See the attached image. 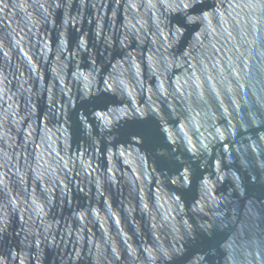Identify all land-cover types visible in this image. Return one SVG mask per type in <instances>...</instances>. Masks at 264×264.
<instances>
[{"label":"clouds","instance_id":"1","mask_svg":"<svg viewBox=\"0 0 264 264\" xmlns=\"http://www.w3.org/2000/svg\"><path fill=\"white\" fill-rule=\"evenodd\" d=\"M75 2L0 0V264H264V0Z\"/></svg>","mask_w":264,"mask_h":264},{"label":"water","instance_id":"2","mask_svg":"<svg viewBox=\"0 0 264 264\" xmlns=\"http://www.w3.org/2000/svg\"><path fill=\"white\" fill-rule=\"evenodd\" d=\"M113 5L111 3L108 4V8H107V15L105 17V27H107V19L108 17L112 16V9ZM69 16H75V15H79L81 14V9L79 7V5L75 2V0H73V3L71 4V6L67 9ZM64 13V9H58L55 13V18L57 19V22H59L60 18L63 16ZM95 16L96 12L95 10L89 5L86 6L83 10V17L84 19L81 21L80 24L76 25L75 27L78 28L81 32L84 31L87 28V17L88 16ZM123 18V11H120L117 13L116 15V22L119 23ZM5 23H13L12 19L9 18L8 20L5 21ZM70 27H72V25H70ZM51 43V41H50ZM45 76V80L48 79V73L45 71L44 73ZM227 144V141L225 142ZM214 165L215 163H218V161H214L213 162ZM97 164L99 165V162H97ZM129 171H131L130 167L128 169ZM155 183V182H153ZM156 189L153 188V191H155ZM228 191V187L227 185H215L214 186V190H213V194L220 197L222 193H227ZM250 191L256 195V196H260V195H264V189H259V188H252L250 189ZM149 199H151V196L149 194ZM161 203L163 204V198L161 199ZM238 206H239V202H238ZM167 211V206H163L160 208L159 211V215H163L164 212ZM240 211V215L238 218V223L236 226L235 231L231 232L229 235L225 236L223 238V248L225 251V255H231L233 256L236 261L237 264H240V262L243 259V255L245 253L246 250V245H247V234L245 231V221L247 219L246 216V208L240 207L239 208ZM153 219H159L158 215L154 214ZM93 231H95V229H93ZM67 251H71V247H69V249ZM56 256L55 252H50L48 250H45V258H44V264H49L50 260ZM17 264H19V261H17ZM191 264H199V258L196 256L192 257V262Z\"/></svg>","mask_w":264,"mask_h":264}]
</instances>
